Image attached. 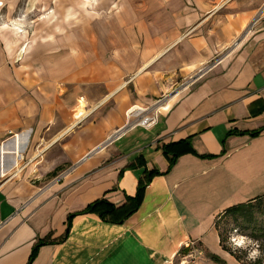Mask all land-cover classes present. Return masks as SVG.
I'll return each instance as SVG.
<instances>
[{
	"label": "crops",
	"instance_id": "obj_1",
	"mask_svg": "<svg viewBox=\"0 0 264 264\" xmlns=\"http://www.w3.org/2000/svg\"><path fill=\"white\" fill-rule=\"evenodd\" d=\"M149 1L147 32L132 22L105 25L98 49L89 42L87 54L52 65L49 77L80 85L110 76L103 62H121L123 48L138 63L134 95L119 92L84 125L76 127L69 92L37 87L30 79L43 73L11 69L13 54L0 53V264H27L37 239L58 241L67 216L104 193L121 214L149 171L159 174L122 223L74 215L64 240L41 245L30 264H170L188 240L201 252L196 264H240L222 249L214 222L228 207L264 197V0ZM12 28L0 23V43ZM174 75L190 78L186 91L149 124L129 123L125 109L164 92L156 79ZM259 128L256 136L229 134ZM186 138L213 157L185 152L168 169L162 145Z\"/></svg>",
	"mask_w": 264,
	"mask_h": 264
},
{
	"label": "rangeland",
	"instance_id": "obj_2",
	"mask_svg": "<svg viewBox=\"0 0 264 264\" xmlns=\"http://www.w3.org/2000/svg\"><path fill=\"white\" fill-rule=\"evenodd\" d=\"M148 1L0 0V23L8 24L10 27L19 26L22 30L20 33H17L13 28L5 31V36L0 43V53L8 54V59L9 53L13 54L11 59L16 60L10 64L16 67H11V69H25L43 73L45 77L42 79H30L37 87L50 88L53 84L54 90L58 89L63 93L69 92V97L73 98L75 104L73 115L77 110L80 98H82L85 102V116L78 121L75 120V123L76 127L84 125L92 120L100 119V116L105 114L111 106H114L116 95L118 96L119 92L126 91L129 95H134L131 77L136 74L138 63L131 61L132 53L123 48L121 62L114 64L103 62L107 74L110 73V76L95 77V79H89L80 85L74 83L73 80L72 83L70 81L69 84H65L57 77H49L52 73H57V71L51 73L52 68H59V60L71 59L79 54H87L84 48L89 42L91 45L94 42L96 49H98L99 39L105 37L102 33L104 30H101L105 25L114 26L116 23H120L122 26V24L132 22L136 23L138 27L142 24L144 32H147V27H152V19H148L145 13ZM148 3L151 7L153 6L150 1ZM52 21L58 22L54 29L49 28ZM157 24L159 25L160 21ZM124 32V29L117 31L118 34H123V41L126 43L128 37ZM143 36L144 34H138L136 39H143ZM24 46H27L26 52L21 51ZM36 53L42 54L36 60L30 58L34 57L32 55ZM50 54H54L53 59L49 57ZM215 60L203 64L202 69L211 66ZM115 73L117 76H114ZM156 80L163 84L164 92L155 94L153 99L150 96L142 98V102L140 101L141 103L137 105L146 111L136 117L126 118L129 123L149 124L158 111L164 110L158 109L159 105L165 102L170 105L173 100L186 91L184 84L190 78L174 75L170 78L160 77ZM121 85L123 86L119 88ZM115 90L117 94H110ZM170 90L172 91L170 92ZM130 107L129 105L124 111L125 117V113ZM143 120L145 123H142ZM29 148L36 147L32 144ZM58 170L59 168H56L47 174L48 178L40 181L43 182L54 177ZM263 205L255 206L251 215L247 212L244 216L240 214L224 215L217 220V227L222 237L225 240L227 238L233 239V243H238L237 245L240 246V254L237 253V255L242 258L245 264H264V212L261 213ZM253 253H258V256L250 259L249 257Z\"/></svg>",
	"mask_w": 264,
	"mask_h": 264
},
{
	"label": "trees",
	"instance_id": "obj_3",
	"mask_svg": "<svg viewBox=\"0 0 264 264\" xmlns=\"http://www.w3.org/2000/svg\"><path fill=\"white\" fill-rule=\"evenodd\" d=\"M263 128V127H262ZM262 128H259L257 130H253V131H247V132H241V131H230L229 134L232 133H236V134H248L249 136H256L260 133V131L262 130ZM162 152L164 155H166L168 157V161H169V165H168V169H170V167L175 163L177 157L185 152H190L193 153L196 156H199L200 158H210L213 157L212 155H200L197 154L194 149L192 148L191 144H190V139L186 138V139H182L179 141H175V142H169L166 144L162 145ZM55 172V171H54ZM156 174H159L158 171H149L147 172L146 176H145V181L139 183L137 189H136V193L133 197H127L128 199H130L133 202V205L124 210L121 214L116 215V211H117V204H115L114 202H112L104 193L102 196H100L99 198H97L96 200L90 202L89 204H87L82 210L74 212V213H70L67 216V223H66V231L64 232V235L58 240H50V239H37L36 242L34 243L32 249H31V253L29 255L28 258V262L27 264H30L32 262V260L34 259L38 248L41 245L44 244H50V243H57L60 242L62 240H64V238L66 237L69 227H70V220L74 215L77 214H82V213H94L96 214L102 221L107 222V223H122L132 212H134V210L137 208L141 197H142V193L143 190L145 188V185L149 182L150 178ZM259 204H264V197H255L252 200H249L245 203H240V204H236L233 205L231 207H228L227 209H225L220 215L219 217L216 219V221L214 222V226L215 228L218 230L219 232V238H220V245L222 247V249H224L225 251L229 252L231 255L234 256V258L240 263V264H245L242 261V258L240 256L237 255L240 254L239 250L241 249L239 245L234 244L230 239H224L217 227V220L224 216V215H241L244 216L245 212H247L248 214H252V209L255 206H258ZM264 212V205L263 208L261 209V213ZM241 235V234H240ZM212 259L214 261H217V259L215 257H212Z\"/></svg>",
	"mask_w": 264,
	"mask_h": 264
},
{
	"label": "bare ground",
	"instance_id": "obj_4",
	"mask_svg": "<svg viewBox=\"0 0 264 264\" xmlns=\"http://www.w3.org/2000/svg\"><path fill=\"white\" fill-rule=\"evenodd\" d=\"M13 29L17 32V33H20L22 32V30L20 29L19 26H14ZM27 46H24L22 47L21 51L22 52H25ZM68 68H70V66H68ZM82 70H86V68H82ZM85 103L83 101V99H80L79 100V104L77 105V110L76 112L74 113V118L76 121L82 119L84 116H85ZM168 108V103H162L161 105L158 106V109H167ZM146 110L140 106H137V105H134L132 107H130L125 115L126 117L130 118V117H136L138 116L139 114L145 112ZM145 120L142 121V123H144ZM20 143V138L18 135L15 136V139L13 140V145H15L16 147H18ZM6 149V146L2 147V150Z\"/></svg>",
	"mask_w": 264,
	"mask_h": 264
},
{
	"label": "built area",
	"instance_id": "obj_5",
	"mask_svg": "<svg viewBox=\"0 0 264 264\" xmlns=\"http://www.w3.org/2000/svg\"><path fill=\"white\" fill-rule=\"evenodd\" d=\"M261 8H262L261 10H264V2L262 4ZM144 123H145V121H144ZM146 123H148V122H146ZM231 240H232V242L234 241L233 239H231ZM181 248H182V251L177 253L175 255L174 259L169 261L170 264H194V263H196L198 258L201 256L200 250L195 246V241L188 240L182 244ZM175 258H177V259L175 260Z\"/></svg>",
	"mask_w": 264,
	"mask_h": 264
},
{
	"label": "clouds",
	"instance_id": "obj_6",
	"mask_svg": "<svg viewBox=\"0 0 264 264\" xmlns=\"http://www.w3.org/2000/svg\"><path fill=\"white\" fill-rule=\"evenodd\" d=\"M256 256H258V253H253L249 258H255Z\"/></svg>",
	"mask_w": 264,
	"mask_h": 264
}]
</instances>
